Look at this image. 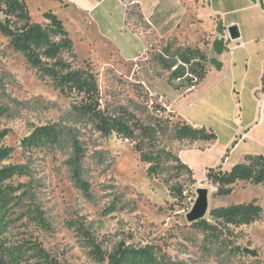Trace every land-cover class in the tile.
I'll return each instance as SVG.
<instances>
[{
    "label": "rangeland",
    "instance_id": "obj_1",
    "mask_svg": "<svg viewBox=\"0 0 264 264\" xmlns=\"http://www.w3.org/2000/svg\"><path fill=\"white\" fill-rule=\"evenodd\" d=\"M22 1L31 21L46 23L43 12L48 10L61 19L75 53L74 59L67 53L63 57L74 68L91 70L101 109L122 112L125 108L141 123L158 126L151 136L154 151L169 149L178 156L182 145L194 143L172 138L171 127L182 122L179 114L186 109L217 134L206 148L212 158L210 167L217 166L221 148H230L234 138L239 140L228 150L229 161L221 165L223 170L238 162L241 153L264 154V73L260 80L264 12L260 8L252 6L226 14L225 20L239 19L247 28V36L228 40L224 27L216 30L218 19L211 6L235 8L244 1L200 0L201 5L195 2V12L194 0H182V10L175 0H161L151 21L165 31L178 19L181 25L174 32L182 38H177L179 43L198 45L207 58L218 59L212 47L215 38L223 37L229 47L244 44L233 50L231 66L226 60L230 50L220 60L224 59V69L209 70L214 65L208 62L205 78L192 90L197 84L188 86L185 78L167 83L168 72L152 57L171 37L154 33L139 18L136 4L125 8L124 19L122 7L106 9L111 14L104 15V20L106 24L109 19L112 22L107 24L108 40L95 26H86L71 4H65L68 0ZM3 17L0 11V20ZM79 101L76 93L62 91L51 78L40 76L12 48L9 38L0 34V132L5 131L0 147L11 148L0 160V168L23 167L20 174L0 183V264L7 258L3 248L26 241L38 243L59 264H104L92 250L105 257L119 243L149 245L171 264H264V184L237 181L228 194L214 195L216 187L202 167L192 170L193 174L178 173L174 162H164L159 176L148 175V163L141 161L134 149L143 137L139 130L133 139L115 132L104 136L92 120L67 114ZM50 123L76 127L84 147L83 177L89 182L88 195L73 184L67 163L72 151L69 140L29 141L35 127ZM198 187L209 191L208 209L202 219L211 228H202L186 217ZM252 200L263 211L250 224H224L210 215L214 207ZM32 263L34 259L29 258L6 264Z\"/></svg>",
    "mask_w": 264,
    "mask_h": 264
},
{
    "label": "trees",
    "instance_id": "obj_2",
    "mask_svg": "<svg viewBox=\"0 0 264 264\" xmlns=\"http://www.w3.org/2000/svg\"><path fill=\"white\" fill-rule=\"evenodd\" d=\"M260 7L264 9L262 0H258ZM0 11L3 20H0V34L9 38V44L15 51L20 52L26 63L37 69L40 76L51 78L57 87L62 91L74 92L80 97L78 104L72 106L71 112L77 118H84L94 122V128L102 135L108 136L115 132L118 136L135 138L136 130L143 136L135 143L134 149L140 153V160L148 163L147 174L159 176L163 169L164 162H174V169L180 173L185 171L193 174L189 166L171 150L158 149L154 151L155 143L152 134L156 127L153 123H141L132 111L122 109V112L101 109L98 103V88L91 70L74 68L71 61L63 57L67 53L72 59L75 58L73 43L68 36L61 19L50 10L44 11L43 16L46 23L31 21L25 3L22 0H0ZM140 12V11H139ZM146 25L141 13L138 14ZM218 19V16H216ZM223 27L220 19L216 30L221 31ZM228 41L223 37L215 38L212 42L216 54L228 50ZM160 68L168 72L166 81L171 83L174 80L185 78L186 85L200 83L207 73L208 62L220 69L222 62L215 58H207V55L198 45L181 44L175 36H171L164 46L152 57ZM264 73V64H263ZM263 81V74L261 77ZM136 107L138 106L135 103ZM157 108V107H156ZM1 111V109H0ZM76 122L78 119H73ZM158 124L160 119H157ZM164 127V126H163ZM162 125L160 129H163ZM172 138L177 141H205L210 142L217 138L216 133L203 126L195 127L185 121L171 127ZM75 126H67L62 123H50L34 128L30 134L29 141L33 144L45 142H60L69 140L71 155L67 159L71 176L75 187L84 194H89V182L83 177L84 147L76 134ZM5 131L0 132V138ZM234 140L232 147L236 144ZM149 149H143V147ZM11 151L10 147H0V160L5 158ZM23 167L20 165H9L0 168V183L14 174H20ZM205 177L216 187L214 195H226L237 181H247L251 184H264V154H245L242 161L234 163L228 170H223L221 165L208 167ZM263 208L255 200L247 203H238L214 207L210 215L215 221L235 226L250 224L262 215ZM200 227H209L205 219L194 222ZM236 248V247H235ZM238 251L239 249L236 248ZM7 258L2 263H16L34 259L32 264H59L56 259L34 241L21 242L16 245H8L3 248ZM94 256L104 264H171L162 256H158L149 245H125L119 243L112 251L103 255L92 250Z\"/></svg>",
    "mask_w": 264,
    "mask_h": 264
},
{
    "label": "crops",
    "instance_id": "obj_3",
    "mask_svg": "<svg viewBox=\"0 0 264 264\" xmlns=\"http://www.w3.org/2000/svg\"><path fill=\"white\" fill-rule=\"evenodd\" d=\"M108 1L109 0H68L65 4H68V5L71 4V7L76 12V14L79 15V17L82 18V22L83 21L87 22L86 26H89V27L90 26L91 27L95 26L96 29H99V31L102 34V36H104V38H106L108 40H109V37H108L109 28L107 27V24H108V26H110V25H112V22L110 21L111 19H109L107 24H106V22L104 20L105 19L104 15H106L107 13L111 14V11L110 10H106V9L109 8V7H113V6L116 7V5H118L119 7H122V11L123 12H122L121 19L122 18L124 19V16H125L124 10H125V8H127L128 5H131V4H136L137 5L138 10L142 14L144 20L148 23L150 29L154 33H156L159 37L175 36L179 40H182V38H180L178 35L175 34L178 31L179 26L181 25V22H179L178 19L175 20L165 31H161L157 27V25L153 21H151V17L155 14V12H156V10L158 8V5L161 3V0H110L109 2ZM196 1H197V3H199V5H201L200 0H194L193 7H195V12L197 11V8H196V5H195ZM241 1L242 2L244 1V4L242 6H238V7H235V8L234 7L230 8L229 5H227V6L223 5L222 8H214L213 5H212L211 6V10H212V13H214V12L216 13V16H218V19H220V21H221V23H222V25H223V27L225 28L226 31H227V26L237 23L238 26H239L240 37H243L244 35L247 36V28L244 25V23L241 20H239V19L238 20L230 19V20L227 21V20H225V15L226 14L236 13V12L245 10V9H247L249 7H252V6L253 7L255 6V8L256 7L260 8L263 12H264V9L260 7V4H259L258 0H248L249 2L245 1V0H241ZM106 2H107V4H105ZM174 2H175V5L178 6L180 8V10H182V0H175ZM186 6L190 7L188 5H186ZM99 8L101 10L97 11ZM111 10H112V8H111ZM103 11H105V12H103ZM216 11H218V12H216ZM223 16H224V18H223ZM84 18H85V20H84ZM196 18H197V16H196ZM191 22H193V21L191 20ZM174 31H176V32H174ZM169 32H172V33H169ZM138 35L140 36V34H138ZM228 40H230V39H228ZM227 45L229 47V44H227ZM237 48H241V46H239L238 44L233 45V49L230 52L231 55L226 57V60L229 62L230 66L234 62V60H233V56H234L233 50H235ZM223 54H225V52H223L222 54L218 55V59L219 60H222V55ZM223 61H224V59H223ZM223 61H222L221 69H224V66H225V64H224L225 62H223ZM263 62H264V56L260 59V64H264ZM210 69L215 70L214 66L209 67V70ZM260 73H261L260 74V80H261V77H262V74H263V66L261 67ZM200 83H198L192 90H195ZM232 94L234 95V93H232ZM171 106H172V109H173V103H172ZM179 115L181 116L182 121H185V122H187V123H189V124H191V125H193L195 127H201V126H205L206 127V125H203L202 122L197 120V117L195 115L188 114L186 109L184 111H182V114H179ZM250 127L251 126H249L246 130L248 131ZM206 128L209 129L210 127H206ZM234 140H235V138H234ZM234 140L232 141V143L230 145V148H226V149H224V147L221 148L220 153L216 157V161L219 162L217 164V166L218 165H224L225 162L229 161V159H228V157H229L228 156V150L232 149L231 146H232ZM238 140L239 139L237 138L236 141H238ZM213 141H215V140H213ZM213 141H210V142L201 141V142H205V144H206L205 146L206 147L205 146H200V144H199L200 140L194 141L193 144H196V145H193V144H190V143H188L187 145H182V148H180L178 150V152H177L178 157L182 160V162L186 163L191 170H194L195 168L202 167L201 168L202 172L205 174L206 169L208 167H210V164H211L208 161L212 159L209 156V155H211L209 150H207L206 148ZM195 146H197V147H195ZM244 155H245V153H241L238 156V159H239L238 162L242 161ZM230 165L232 166L233 164H230Z\"/></svg>",
    "mask_w": 264,
    "mask_h": 264
},
{
    "label": "water",
    "instance_id": "obj_4",
    "mask_svg": "<svg viewBox=\"0 0 264 264\" xmlns=\"http://www.w3.org/2000/svg\"><path fill=\"white\" fill-rule=\"evenodd\" d=\"M228 37L231 40L238 39L240 37V32L236 24H231L227 26ZM214 189V186H212ZM197 197L192 206V209L187 213V219L190 222L198 221L205 217L208 209V189L205 187H198Z\"/></svg>",
    "mask_w": 264,
    "mask_h": 264
},
{
    "label": "built area",
    "instance_id": "obj_5",
    "mask_svg": "<svg viewBox=\"0 0 264 264\" xmlns=\"http://www.w3.org/2000/svg\"><path fill=\"white\" fill-rule=\"evenodd\" d=\"M237 44H238L239 46H242V45H243L242 42H237ZM232 49H233V47H228V50H230V52L232 51ZM192 87H193V86H192Z\"/></svg>",
    "mask_w": 264,
    "mask_h": 264
}]
</instances>
